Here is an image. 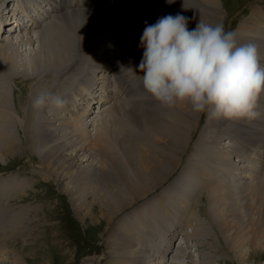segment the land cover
Returning <instances> with one entry per match:
<instances>
[{
	"label": "rangeland",
	"instance_id": "obj_1",
	"mask_svg": "<svg viewBox=\"0 0 264 264\" xmlns=\"http://www.w3.org/2000/svg\"><path fill=\"white\" fill-rule=\"evenodd\" d=\"M10 1H7L6 7ZM17 1L19 2V0H16L14 3L18 6ZM156 1L159 2V0H145V4H148L146 11L141 14L140 19L138 18V22H130L131 28L126 32H122L121 30V26L123 25L121 21L118 22L117 19L116 21H112L114 20V16L110 13V11L112 12L111 7L104 9V12H107V17L104 16L105 20L102 18L104 23V27H102L104 29L101 28L102 30H99V35L101 34V47L104 52L103 59L100 62L103 65L104 63L108 65H105L107 70L105 67V72L100 73L97 72L95 66L86 68L85 77L82 78L83 82L75 78V80L77 79L75 87H73L72 93L67 98V108L57 110L53 115L54 118L58 119L55 125V128H57L55 137L58 140L55 143L58 148L63 149L62 156L64 155L63 153L68 152V154L78 159L79 165H81L79 170L78 163H76L77 165L69 166L72 174L68 178H58L59 176L54 174L59 173L58 162L51 158L46 162V165L55 176L47 173L40 165L41 159L36 155L37 148H34V143H30L29 140L25 139L26 133L19 125L14 126L15 128L10 132L13 137L15 136L14 141L17 144L15 142L13 145L7 144V147L5 142H0V180L10 178L21 181V198L18 200L12 197L10 202H6L17 213L21 210L20 232L11 230V228L7 229L6 238L0 240V246L10 251L11 254L16 253L21 264H148L152 261L161 264H239L236 257L234 258L235 255H233L234 253L230 249L226 237H224L225 235H223L221 224L213 223V225L210 217L207 215L208 211L206 208L208 203L212 202V196L209 198V195L213 194L215 196L214 199L220 198L224 203H228L227 206L217 203L218 206H222L223 214L227 215L228 220L238 213L239 215L237 216L245 221L242 222L247 228L244 229L248 238H229L234 252L237 255L243 254L244 257L248 256L249 258H246L241 264H264V105L261 104L264 103V94H262L259 102V110L262 114L256 119L257 121L235 120V122L239 121L241 124H233L230 120L220 119L209 122L204 115L193 113L189 106H186L187 108L184 109L186 113L179 116L184 117L185 124H183V127L176 125L172 118L169 120L164 118V120H167L166 124H170L171 128L176 131L175 136L177 141L179 142V139L182 140V152L176 156L180 158L179 162L176 167L167 173L168 175L153 191L129 207H124V203L135 195V188L120 183L115 171L112 170L114 169L113 161H102L105 151L88 149L89 147H94V137L97 133H101L105 134L104 137L109 135L108 140L110 141V145L102 143L105 149H110V152L116 153V155H110L114 156V158L118 156L120 158L119 162H125L132 155H135L136 153L133 151L136 148H146V151L152 148V151L156 150L158 152L165 150V146L160 142L161 139L158 138L160 137L158 134L164 132L154 130L155 133L154 131L149 133L147 127L141 125L138 119L140 120L141 116L147 114L148 119L151 120L153 117H156L155 120L159 121L161 119L158 117H161L166 109L156 100H153L154 103L151 100L146 103L148 104L146 105L147 108H149L147 112L142 111L138 106L132 107L133 111H128L127 106L130 105L129 93H126L127 89L125 87L120 88L122 82L118 83L115 79L116 75L114 72L119 69H114L111 57L113 50H115L114 45L124 55L128 53L129 46L134 51H137L138 44L136 42L131 44V39L136 38L140 40L146 26L145 22L150 25L152 20L160 16L175 15L177 13H181L188 19L203 13L192 11L195 13L194 16H186V13L178 10L179 5L175 1L172 4L168 3V0H164L162 7L160 5L158 7L156 5L158 2ZM30 3H33V1H30ZM218 3L223 16L222 18H216L214 24L221 22L224 24L226 30H234L237 33V37L240 36L242 39H245L249 32L244 27V29L240 30L241 33H239L236 27H239V24L242 22H253L254 14L251 15L253 9L250 14L249 10L254 5H264V0H218ZM31 5L33 8V4ZM24 6L28 7L25 4ZM165 6H167V9H165ZM259 8L264 9V7ZM123 9L126 10V7ZM32 10L34 11L35 8ZM35 13L39 15L40 12L39 10H35ZM243 14H247V16L241 19ZM114 15L117 16L116 14ZM122 20L126 21V17L122 18ZM49 21L51 20L49 19L44 23L46 24ZM45 24H39L40 28ZM188 27H190V24H188ZM40 28H34L31 32H37ZM25 33H27L25 30L18 32L14 40L12 38L5 40L1 38L0 40L2 43L11 45L10 47H6L7 51H10L11 47L14 49L18 48L16 49L20 52L18 61L21 60V62L29 61L37 48L36 42H33V44L21 42L20 37L24 36ZM79 34H83L82 37L87 35L83 32ZM122 34L125 43L121 41L122 39L120 40ZM259 36L260 33L257 35L256 45L261 42ZM71 40L74 44V39ZM89 40L88 37L81 41L82 44L89 42L88 46L86 45L81 50L78 49L74 62L72 61L68 66L70 71H73L80 65L79 58L83 51L88 59L93 56L95 57V53L91 54L88 52L87 54L86 52L88 50L87 47H91ZM91 41L94 50L99 54L101 49L97 47L94 39H91ZM134 41L136 40L134 39ZM240 41V38H238L237 43L240 44ZM79 44L80 41H78ZM85 44L83 45L85 46ZM141 49L142 52L140 51ZM139 51L140 53H135V55H141L140 58L142 59L143 48L140 45L138 46ZM259 51L260 56L263 57L261 50ZM95 60L97 61L96 58ZM95 60H90V65L97 64V62H93ZM136 68H138V65H133V67L124 69L122 72L123 76H121L126 80L127 87L129 84V88H133L137 84L136 77L139 76L137 73L139 70ZM21 69L17 68L13 73L14 75H19L15 76L17 82L10 81L9 85H11H8L6 88L8 90V105L5 106L17 117L20 116V120L25 117V114L22 115L21 113V106L23 103L25 104V100H27L25 97L29 95L32 86L35 85V90L44 89L42 81L41 83L39 80L37 82L35 79H24V76H20ZM52 79L54 80L55 77ZM97 79L98 81H102L99 85H103L101 86L103 92L101 94V90H98L99 92L97 91L95 94L98 95L97 99L101 96L104 105L102 112L98 110L94 112L95 117L98 119H94L93 125H90L89 123H91V118H93L94 114L87 121H82L80 116V110L86 103L83 100L85 96L82 95V97L80 94L86 93V91L82 90L79 84L81 82V84L85 85V81L87 85L88 83L94 84V81H97ZM103 80L109 82L105 83ZM131 84L133 85L132 87ZM37 85L40 86L38 87ZM94 86L95 89L100 88L97 84ZM92 87L93 85L89 86L90 89ZM55 89L58 88L48 82L49 93H53ZM134 90L135 95L140 94L137 87ZM138 98L140 99V96ZM72 103L75 105L74 108ZM46 114L47 110L45 109L44 117H46ZM58 117L62 121L67 119L72 120L74 117L75 120L81 121V124L90 131L83 132L88 135H84V138L89 137L85 138L87 141L80 142L79 140L75 143H69L70 138L72 141H75L78 136L72 132L69 125L59 126ZM193 120L197 121L195 125L192 122ZM220 121L223 123H220ZM53 122L55 123V121ZM158 125L161 124L158 123ZM128 129H130V132ZM103 130L107 132L105 133ZM126 130L128 131L125 134L128 132V134H133L136 131V133H141L140 135H143L142 137L144 138L140 139L141 137L137 138L133 135L124 136L121 134ZM169 132L165 133L166 138L173 141V136L169 135ZM119 136L127 139L121 141L118 139ZM120 142H123L124 147L130 148V150H119L118 143ZM174 152L175 150H170L169 154L174 155ZM123 153L127 157L123 158ZM203 154H211V159L207 160ZM212 161L215 163L211 164L210 162ZM101 167L106 168L105 172L114 171L111 188L106 192L108 198L107 206H103L100 203V199L97 196L98 192L95 193L96 190H99L96 188V181L99 180L98 176H100L99 170ZM220 168L223 170H220ZM134 170V166L130 168V171L134 172ZM15 174L16 176L19 174L21 180L14 177ZM66 182L71 187L68 190H64L63 188ZM185 182L188 183L189 187L186 186ZM9 183L12 185L13 182L9 181ZM209 191L211 192L208 195ZM9 193L10 195L15 194L13 190ZM162 205L164 213L161 215V212L154 209H159ZM233 207L236 208V211ZM148 212H151V215ZM168 212L172 215L171 219L167 217ZM163 215H165L167 221L173 220V222L171 221L172 226L162 220L165 219ZM194 227L199 233L193 232ZM11 232L12 235L10 236ZM201 234L209 237L202 236V238ZM252 234L260 238H250ZM171 237L176 238V241L171 242ZM144 238L149 239L152 243H145L149 240ZM161 240H166L162 246L161 244L159 245ZM252 241L259 244V247L255 251H251L255 246ZM140 242L144 244L141 245L139 244ZM174 243L180 246L178 251H176L177 248ZM202 243L203 245H201ZM171 244L174 246L170 247ZM161 248H163V251ZM227 248L230 253L226 251ZM136 249L142 252L140 258L136 257ZM172 251L176 252L177 255L173 258L170 256L171 262L167 261L168 257L162 255L159 257L160 253L169 255ZM2 264L14 263L2 262Z\"/></svg>",
	"mask_w": 264,
	"mask_h": 264
},
{
	"label": "bare ground",
	"instance_id": "obj_2",
	"mask_svg": "<svg viewBox=\"0 0 264 264\" xmlns=\"http://www.w3.org/2000/svg\"><path fill=\"white\" fill-rule=\"evenodd\" d=\"M7 1L8 0H5V5L7 4ZM30 1L31 0H26V2H28V7H26V6H24V2L22 0H19V2L17 1L18 6L16 8L10 9V10H12L13 15L19 14L20 16H22V15L27 16V19H30L32 21V23L29 26H31L32 24H35L33 27H31L29 29H28L29 26L28 27L24 26L23 28L19 29V31H17L16 33L21 32L22 30H25V32L30 33L32 29L38 28V27L40 28L39 24H42V22L39 23V21L37 19L33 20L31 13H30V11L33 9L31 4H33V6H35L34 7L35 10L38 11V7H36V5L38 3H35V2L30 3ZM44 1H46V0H44ZM57 1L60 2V0H55L54 2H57ZM99 1H103V0H91V5L95 6ZM14 2H16V1H14ZM48 2H46V4H49ZM156 2H158V1H156ZM163 3H164V0H159V2L156 5L158 7H159V5L162 7ZM151 4H152V2H151ZM147 5L148 4H145V0H125V1H122L120 4H118L116 7L113 8L112 12L110 11V13L114 16V20H112V21H116V19L118 20V22L121 21L123 23V25L121 26V30H122V32H126V31L130 30V28H131L130 22H138L139 21L141 14L144 11H146ZM69 6L80 8L81 3L78 1H75L73 3H70ZM125 7H126V10L123 9ZM165 7H166L165 9H167V6H165ZM169 7H170V5H169ZM149 8H150V6H149ZM35 10L34 11L32 10V13L35 12ZM78 10H81V9H77L76 11L69 10L66 14L57 16V18H56L57 22L54 19L49 21L48 23L43 25L39 29V31H37V32L33 31L34 35L29 34V36H26V38H24L23 36L20 37L21 42H28L30 44H33V42H36V44H37V48L34 51L32 58L27 62H21V60L18 61V58H20L19 57L20 52H18L19 50L18 51L16 50L18 48L14 49L13 47H11V50L7 51L6 47H10L11 45L8 43H2L0 41V79H1V81H0V142H5L6 145L7 144L13 145L15 142L14 141L15 136L13 137V135H11L10 132L15 128L14 126L19 125L21 127V129H23L24 132L26 133L25 139L29 140L30 143H34V146H35L34 148H37L36 155H38L41 159V162H40L41 167L44 168L47 173H50L52 175L55 174L56 176H59L58 178H61V179L68 178L72 174L71 171L69 170V166H72V165L74 166L76 163H78V166H79L78 170H79L81 168V165H79L78 159H76L75 156L68 154V152L63 153L64 155L62 156L61 153L63 152V149L58 148L56 143H55L58 140L55 137L56 136V129H57V128H55V125H56V121L58 119L54 118L53 115L56 113L57 110L54 108H50V107H44L42 109L33 108L32 107V101L36 97L40 96L41 94H48L50 92L48 90V82L52 83L54 85V87L58 88V89H55L53 91V93L58 94V95H64V96H66V98H68V95H70V92L73 90V87H75L74 85H75L76 80L80 79L83 82L82 78L85 77L84 74H85L86 68H89L91 66H95L96 70H98V68L102 67V69L100 71H97V72H101V71L104 72L105 67L108 66L105 63H104V65H101L103 63L100 62L101 59H103V53H104L103 48L101 47L102 46L101 45L102 43L100 40L101 34L99 35V30L101 31L102 30L101 28L104 27V23L102 20L101 13L98 12L97 10L96 11H78ZM178 10H181L184 13L192 12V11L203 12L202 14L197 15L194 18L189 19V24H190L189 29L194 28L199 20H203L205 22L214 24V21L216 18H222V16H223V12L220 10L218 0H179ZM54 11H56V10H54ZM8 12L9 11L6 12L5 9L0 11V22H1V20H4L6 22L10 21V18L8 16L9 15ZM148 12H150V11L148 10ZM114 14L119 16V18H117V16H115ZM252 14H254L253 22H245V23L242 22L241 24H239V27H237L238 28L237 31L239 33H241L240 30L244 29V27H245V29L247 30V32H249V34L246 36L245 39H242L240 36L237 37V39L240 38V40H241L240 44L250 43L251 41H252V43H255V41L257 39V35L260 33L259 39L261 40V42L258 43L257 46H258L259 50H261V53L263 55V57L261 56V64L264 65V59H263L264 58V9L262 10L260 8L255 7V8H253L251 15ZM19 15H18V17H19ZM41 15H42V12L39 13V16H41ZM194 15H195L194 12L188 13V16H194ZM105 16L107 17V15H105ZM113 16H111V17L113 18ZM125 17H126V21H123L122 18H125ZM110 18H109V20H110ZM103 19H104V17H103ZM36 20H37L38 24L36 23ZM47 20H49V18L48 19L45 18L43 20V23L46 22ZM107 21H108V19H107ZM79 27H80V29H79ZM80 32L81 33L83 32L87 35H84L82 37L83 34L78 35V33H80ZM14 34H11L10 38ZM88 37L90 39L89 41H90L91 47L90 46L87 47L89 51L86 48L87 54H88V52H90L91 54L95 53L93 43L91 41L92 38L95 39L97 47L101 49L99 54L95 53V57L93 56V57L88 59L85 56V53L83 51L82 54L80 55V58H79L80 65L76 69H74L73 71H70L68 69V66L71 64L72 61L74 62V57L77 55L78 49L81 50L83 47H86V45L88 46L89 42H87L86 44L84 42L83 43V44H85V46H84L81 43V41L85 40ZM122 37H123V34L120 36V40L122 39L121 41H124L123 43H125V39ZM4 39H7V38H4ZM71 39H74V44L72 43ZM134 39L136 41H134ZM134 39H131V44L136 42L139 46L140 40H137L136 38H134ZM0 40H1V38H0ZM78 41H80L79 45H78ZM21 42H18V43H21ZM137 44H136V46H137ZM134 45H133V47H134ZM138 46H137V51H134V49H131V47L129 46L128 53L126 55H124L120 52L119 48H117V46L114 45L115 50H113L111 57H112V63H113L114 69H117V68L119 69V70L114 72L116 75L115 79L118 81V83L122 82L121 83L122 86L119 84L121 86L120 88L125 87L127 89L126 93L127 94L129 93L128 97L130 98V105L127 106V110L131 111L133 109L132 107L138 106L142 109V111L147 112L149 108H147L146 105H148V104H146V103L150 102L151 100L153 102L154 99L150 95H148L144 91V89H143V92H140V94L135 95L133 91H135L134 89H135V87H137L136 86L137 84H135V87H134L132 85L133 84L132 83L131 87L133 86L134 89L129 88V84L127 87L126 86L127 85L126 80H124L122 77L123 76L122 72L124 71V69H129L131 66L133 67V65L136 66V64L141 61V58H140L141 55H138V54L135 55V53H140V51L142 52V49L138 52ZM118 47H119V45H118ZM80 50H79V53H80ZM259 53H260V51H259ZM88 56H90V55H88ZM95 58L99 59V61H97V64L94 63V65H90V60H95ZM104 62H105V60H104ZM17 68H20V69L22 68L20 76H24V79H30V80L35 79V81H37V82L39 80L40 82L42 81L44 83L43 84L41 82L42 85H44V89L42 88L41 90H35V85H33L32 88L30 89L29 95H26L25 99H27V100H25V104L23 103V105L21 106V113H22V115L25 114L24 115L25 117L21 118V120L19 118L20 116L17 117V115H15L11 110H8L5 107L6 105H8V102H7V91L8 90L6 88L8 87L10 81L14 82V83L17 82L15 76H19V75L13 74ZM65 69H67V70L65 71ZM136 69L139 70V68H136ZM106 70H107V67H106ZM63 71H65V72H63ZM135 72H137V71H135ZM135 72H134V74H135ZM137 73L139 75H141L139 72H137ZM54 77H55V79L53 80L52 78H54ZM75 78H77V79L75 80ZM100 78H101V76H100ZM21 80H22V78H21ZM103 81H105V83L109 82L106 80H103ZM100 82H102V81H100V80L98 81V79H97V81L96 80L94 81V84H88L87 85V82L85 81V85H83L80 82L79 87H81L82 90H85L89 94V96L86 98V106L82 108L81 116H84L87 118L90 116L91 113H94L93 111L91 112L92 103L97 104V108H98L99 112L103 111L104 102L102 101L101 96L97 99L98 95L95 94L98 90H101L100 91L101 94L103 92L102 91L103 88L101 87L103 85H99ZM34 84H35V82H34ZM69 84H71V86H69ZM95 84L100 86V88L95 89V86H94ZM92 85H93V87H92V89H90L89 86H92ZM37 86L39 87L40 85H37ZM86 87H88V88H86ZM117 89H118V87H117ZM126 93H125V95H126ZM84 94L85 93H82L80 95L82 96ZM139 96H140V99L139 98L137 99V97H139ZM23 99H24V97H23ZM92 99L95 101H93ZM123 99H124V97H123ZM83 100H84V98H83ZM72 106H73V108L75 107V105L73 103H72ZM186 106L187 105H180V106L176 107L174 110L164 111L162 113L161 117H158L161 119L159 121L155 120L156 117H153V119H151V120L148 119L147 114L145 116H141L140 120L138 119V121L141 123V125H144L145 127H147V131L149 133H152L154 130H159V131L164 132V133L158 134L160 136L158 138L161 139L160 142L163 144V146H165V150L162 152H158L156 150L152 151V148L149 151H146V148H143V149L142 148H136L133 151L136 153L135 155H132L131 158L127 159L125 162L124 161L119 162L120 158L118 156H116V158H114V156H111L112 154L116 155L115 152L112 153V152H110V149L104 148L103 143L110 145V141L108 140L109 135H107V137H104L105 134L103 135L101 133H97V135L94 137V140H93L94 147H89L88 149L92 148V150L105 151V155H104V158L102 161H113L114 169H112V170L115 171V174L118 177L120 183L125 185V186H132L135 188V195L124 203V207H127V206L129 207V206L137 203V200L141 199L142 197L147 196L148 193L153 191L159 185V183L164 180V178L168 175L167 173L171 169L176 167V165L180 159L179 157H176V156L180 155L182 152V149H183V147L181 146L182 140L179 139V142L177 141L176 136H175L176 131L173 128H171L170 124H166L167 120H164V118H167L168 120L170 118H172V120L174 121V123L176 125H178L179 127H183V124H185L184 117H179V116H181V114L186 113V112H184L185 111L184 109L187 108ZM65 108H67V106ZM45 109L47 110L46 117H44ZM117 111H118V109H117ZM73 116H74V114H73ZM118 119H121V118H118ZM53 121H55V123ZM173 121H171V122H173ZM230 121L233 124H241L239 121H237V122H235V120H230ZM192 122L195 125L197 121L193 120ZM153 123H154V125H153ZM158 123H160L161 125L157 126ZM220 123H223V122L220 121ZM58 125L59 126L69 125L71 127L72 132L76 133V135L80 138L79 139L77 137L76 138L77 140H75V141H72V139L70 138V140L68 141L69 143H75V142H78L79 140H80V142H85V141H87V140H85V138H89V137L84 138V135L85 136H88V135H87V133H83V132L89 131V129L85 128V126H83L81 124V121L75 120V117L72 120L67 119V120H63V121L59 118ZM103 125H105V124L103 123ZM128 130L130 132V129H128ZM128 130L123 131L121 134H123L124 136L133 135L137 138L141 137L140 139L144 138V137H142L143 135L142 136L140 135L141 133L140 134L138 132L136 133V131L133 132V134H128L129 132L127 134H125ZM80 131H82V132H80ZM167 132H169V135H172L173 139L174 140L176 139V141H174V140L171 141V140L167 139L166 138L167 136L165 134ZM154 133H155V131H154ZM112 138H114V137H112ZM118 139L121 141H125L127 138L119 136ZM16 140H17V138H16ZM156 140H157V142H159L158 139H156ZM118 145H119V150H121V151H129L130 150V148L124 147L123 142L118 143ZM7 147H8V145H7ZM10 150H11V148H10ZM74 150H76V149H74ZM170 150L171 151L175 150L174 155L169 154ZM203 156H205L207 160L211 159V154L210 155L203 154ZM124 157H127L125 155V153H123V158ZM51 158L58 162L57 167L59 169V171H58L59 173L53 174L49 170V168L47 167L46 162ZM210 163L214 164L215 162L212 161ZM133 166L135 168L134 172L130 171V168H132ZM105 169L106 168L101 167L99 170L100 171V176H98L99 180L96 181V188H98L99 190L95 191V193L98 192V195L97 194L96 195L99 197L100 203L103 206H107L108 198L106 196V192L111 188V182H112V178H113L112 174L114 173V171H112V170L105 172ZM165 169H166V171H165ZM101 170H103V171H101ZM220 170H223V169L220 168ZM42 171H43V169H42ZM95 172H93V173L96 174ZM9 181L11 183L13 182L14 184L12 183V185H11L9 183ZM229 181H230V179H229ZM67 184L68 183L66 182L63 185L64 190H68L71 188ZM185 184L187 187H189L187 182H185ZM11 190H13V193H15L14 195H10L9 192ZM210 192L211 191H209L207 194L209 195ZM211 196H212V202L208 203V206L206 208L208 211L207 215L210 217L212 224L213 223L221 224V228L223 230L222 232L224 233L223 235H225L224 237H226V241H227L230 249L234 253L233 255H235L234 258L236 257V260H238V263L241 264V262H243L246 258H248V256L244 257L243 254L237 255L232 248V245L230 242L231 240H229V238H248V236L246 235L247 234L246 230L244 229L246 227H245L244 223L242 222L244 220H241L242 218L237 216V215H239L237 212H236L237 215H233L232 218L230 220H228L226 217L227 215L223 214V211L221 209L222 206L221 207L218 206L219 203H222L223 206H224V204L227 206L228 203H224L220 198L217 200L214 199L215 198L214 194L209 195V198H211ZM219 196H221V195H219ZM12 197H13V199H18V200L21 198V181H16L15 179H10V178L1 179L0 180V240H3L6 238V230L7 229L11 228V230H17V232H20L21 210L19 211V213H17L15 211V209L11 208L8 204H6V202H10L12 200ZM100 208L102 210L101 206H100ZM234 209L236 211V208H234ZM225 213H226V211H225ZM197 226H196V228L198 230ZM197 230H195V227H194L193 232H195V231L200 232V230H198V231ZM203 233H204V230H203ZM11 235H12V232L10 233V236ZM207 235H208V233H207ZM200 236L202 237L203 235L201 234ZM203 237H209V236L204 235ZM197 238H199V237L197 236ZM250 238H260V237L252 234V235H250ZM205 240H207V239H205ZM252 243L255 244V246L253 245L254 248H252L251 251L257 250V248L259 247V244L255 243V241H252ZM205 244H207V243H205ZM205 244H204V246H205ZM201 245H203V243ZM173 246H174L173 244L170 245V247H173ZM162 249L163 248H161V250ZM226 251H228V248ZM135 253H136V257H139V258L142 255V252L138 249L135 250ZM176 255L177 254H175L174 256H176ZM249 255H251V254L249 253ZM166 256L168 257V255H166ZM211 259H210V261H211ZM2 262H8V263L12 262L14 264L15 263L21 264V262L19 261V257L17 256L16 253L11 254L10 251H8L5 248H3L2 246H0V264H2ZM151 263L152 264H158L156 261L149 262L148 264H151ZM159 264H161V263H159Z\"/></svg>",
	"mask_w": 264,
	"mask_h": 264
},
{
	"label": "clouds",
	"instance_id": "obj_3",
	"mask_svg": "<svg viewBox=\"0 0 264 264\" xmlns=\"http://www.w3.org/2000/svg\"><path fill=\"white\" fill-rule=\"evenodd\" d=\"M174 0H168L173 3ZM189 19L177 13L147 24L140 38L143 48L139 79L144 91L166 110L187 105L213 120L253 121L261 116L264 65L255 43L238 44L237 33L221 22ZM68 100L41 94L32 107L62 110Z\"/></svg>",
	"mask_w": 264,
	"mask_h": 264
}]
</instances>
